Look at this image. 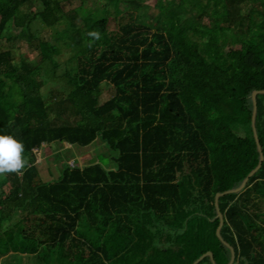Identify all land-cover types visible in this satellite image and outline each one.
I'll use <instances>...</instances> for the list:
<instances>
[{"label":"trees","instance_id":"16d2710c","mask_svg":"<svg viewBox=\"0 0 264 264\" xmlns=\"http://www.w3.org/2000/svg\"><path fill=\"white\" fill-rule=\"evenodd\" d=\"M79 1L66 13L60 0H0V134L18 138L30 160L23 175L0 178V264H18L8 262L18 254L35 264H190L207 252L229 264L215 197L260 161L252 93L264 90V0H217L213 24L195 8L186 14L195 3L183 4L184 20L155 17L156 25L127 11L142 7L136 0H110L127 18L114 30L105 9L87 13ZM38 21L63 29L42 39ZM94 30L101 39L89 47ZM228 31L240 42L238 57L227 55ZM59 42L73 70L46 101L43 66L54 64ZM22 45L38 62L18 71ZM104 85L114 95L101 102ZM255 126L264 154V94ZM97 142L112 152L108 164L90 151L80 169L65 149L58 179L43 178V145ZM219 206L234 264H264V161Z\"/></svg>","mask_w":264,"mask_h":264},{"label":"rangeland","instance_id":"374dc122","mask_svg":"<svg viewBox=\"0 0 264 264\" xmlns=\"http://www.w3.org/2000/svg\"><path fill=\"white\" fill-rule=\"evenodd\" d=\"M141 4V8L139 10H135L132 7L128 8L127 11L132 12L134 16H137L138 13L141 14V16L137 20H141L144 24L153 23L156 25L157 20L155 17H159V19H164L167 17V19L170 18L172 22L177 21V19L184 20L185 15H190L191 10L194 8L197 9L198 13L203 14V18H205L206 24H213L212 19L215 18L217 15V10L215 9L217 0H136ZM61 6L64 12L69 13L72 10L80 8L81 4L79 0H60ZM193 4L195 3V6L191 5L190 7L186 8V14L183 11V8H180L179 6L183 4ZM183 7H186L183 5ZM201 9H200V8ZM35 8V7H34ZM32 6H27L23 9V14H28L31 10L34 9ZM82 10H84L87 13L99 11L105 9V11L108 13L109 17V29L114 30L118 29L120 22L127 21V18H122L123 13L118 14V10L115 6V4L111 3L110 0H87L83 6L81 7ZM179 8V9H178ZM22 12V10H21ZM20 12V13H21ZM162 13V14H161ZM197 14V13H196ZM20 14H18V17ZM169 21V20H168ZM35 30L40 31V37L42 39L49 40L50 38H53L56 36V31H60L63 29L62 25H57L55 28H50L43 24L42 22L38 21L35 23L34 26ZM13 30L15 32H18L17 28L13 27ZM227 55L230 58L238 57L240 56V42L237 39H233L231 36V31H228V40H227ZM58 47L60 49V53L58 56H55L53 58L54 64L50 66L49 64H45L43 66L44 72L49 73L48 76V83L46 86L43 87V94L45 96H48L46 98V101H50V92L55 89H62L66 87L65 80L61 79V74L67 70L69 73H72L73 70V63H68V59L71 55V50L68 46L64 45L63 43L59 42ZM23 62H31L36 63L38 62V56L35 53L34 50H31L27 45H22L17 51L15 55V61L14 65H16V68L18 71L22 70ZM55 67V68H54ZM52 69H55V72L57 74V77H52ZM54 79V80H53ZM114 95V89L110 85H104L103 91L101 95V102H106L109 99H111ZM18 139V138H17ZM19 140V139H18ZM55 146V145H54ZM54 149L56 147H53ZM47 153H44L42 157L39 158V161L37 162L38 169L41 171L44 179H52L57 178L59 176V163L57 160L55 161V158L53 155L50 154V151L48 147L45 148ZM88 150L93 151L94 154L101 157V160L104 161L106 164L110 162V157L112 155V152L107 149L105 143H99L95 146H91ZM48 154V157H44V155ZM50 154V155H49ZM18 258L9 257V263H18V264H35L33 259L30 258L28 255H17Z\"/></svg>","mask_w":264,"mask_h":264},{"label":"clouds","instance_id":"9594fccd","mask_svg":"<svg viewBox=\"0 0 264 264\" xmlns=\"http://www.w3.org/2000/svg\"><path fill=\"white\" fill-rule=\"evenodd\" d=\"M92 39L88 42L91 47L93 43L101 39L98 31L87 33ZM24 144L12 135L0 134V178L10 174L23 175L29 167L30 160L24 155Z\"/></svg>","mask_w":264,"mask_h":264},{"label":"water","instance_id":"95a60500","mask_svg":"<svg viewBox=\"0 0 264 264\" xmlns=\"http://www.w3.org/2000/svg\"><path fill=\"white\" fill-rule=\"evenodd\" d=\"M264 94V90H256L252 93V101H253V116H252V126H253V132H254V137H255V141H256V144H257V148L259 150V154H260V161H259V164L258 166L251 170L248 175L244 178V180L242 181V183L240 184L239 187H237L236 189H232V190H228V191H225V192H220V193H217L216 194V197H215V207H216V210H217V216L218 218L220 219V225L217 229V237L218 239L231 251V261L229 264H234L235 262V258H236V253H235V250L234 248L229 245L222 237L221 235V229L223 227V224H224V216L220 210V206H219V199L221 197H223L224 195H227V194H232V193H239L241 192L248 179L255 173L257 172L260 168H261V165L264 161V154L262 152V147H261V144H260V141H259V138H258V135H257V130H256V126H255V123H256V117H257V97L258 95H262ZM206 257H209L211 259V262L212 264H216L215 262V259H214V255L212 252H207L206 254H203L199 257H197L192 263L190 264H196L197 262H199L202 258H206Z\"/></svg>","mask_w":264,"mask_h":264},{"label":"crops","instance_id":"0c3cea01","mask_svg":"<svg viewBox=\"0 0 264 264\" xmlns=\"http://www.w3.org/2000/svg\"><path fill=\"white\" fill-rule=\"evenodd\" d=\"M99 143V142H97ZM48 147L50 154L53 155L56 161V156L60 153H62L63 150L68 149L71 154H70V161L69 164H75L78 166L80 169L84 168L86 166V162L90 160L91 155H90V150H88V147L84 148H73L71 145H65L64 148H53V146H48V145H43V149L37 152V162L39 161V158L43 156L44 153H47L45 148ZM49 154V155H50ZM44 157H48V154L44 155ZM97 161H101V157H97ZM59 177V176H58ZM58 177L56 179H58Z\"/></svg>","mask_w":264,"mask_h":264}]
</instances>
